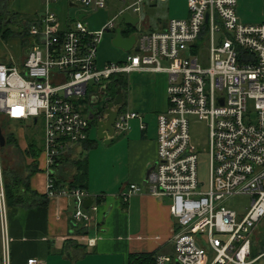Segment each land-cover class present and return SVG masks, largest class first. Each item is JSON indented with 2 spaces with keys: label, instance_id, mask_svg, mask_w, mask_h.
I'll use <instances>...</instances> for the list:
<instances>
[{
  "label": "built area",
  "instance_id": "obj_1",
  "mask_svg": "<svg viewBox=\"0 0 264 264\" xmlns=\"http://www.w3.org/2000/svg\"><path fill=\"white\" fill-rule=\"evenodd\" d=\"M58 1L80 7L83 19L63 25L51 9ZM152 1L120 0L119 13L92 31L87 11L105 10L109 0H46L45 11L29 27L32 40L21 68L0 62V127L2 119L31 128L43 123L46 195L72 198V222L87 227L98 206L85 208L91 198L86 191L56 190L52 168L90 141L89 114L111 97L114 78L166 74L168 108L157 116V160L143 185H130L120 196L127 202L147 191L171 199L178 225L173 255L157 254L155 264H253L264 257V252L253 256L264 223V24L242 23L238 0H188L187 19L171 20L159 32L133 27L136 44L126 59L100 66L98 49L106 33ZM132 120L146 129L139 114L123 110L116 131L129 130ZM197 120L209 132L203 152L190 134ZM203 161L208 182L200 175ZM4 178L0 141V264H11ZM237 196L251 199L244 213L225 205Z\"/></svg>",
  "mask_w": 264,
  "mask_h": 264
},
{
  "label": "crops",
  "instance_id": "obj_2",
  "mask_svg": "<svg viewBox=\"0 0 264 264\" xmlns=\"http://www.w3.org/2000/svg\"><path fill=\"white\" fill-rule=\"evenodd\" d=\"M62 2L69 9L76 7ZM45 3L46 0H12L10 10L21 16L37 19L45 11ZM259 6L262 7L260 14L256 12ZM171 15L173 18H169ZM238 15L244 24L261 23L264 21V0H238ZM188 16V0H154L146 4L140 14L123 19L117 30L129 32L137 27L147 32H159L165 29L164 25L169 21L185 20ZM58 18L64 25L76 17L62 19L58 15ZM122 23L127 26V30L122 28ZM117 30L114 31V38ZM134 33L132 31L123 35L125 39H130L135 37ZM1 40L0 38V42ZM124 53L127 56L128 52ZM5 57L7 56L1 50L0 62L14 66H21L26 58L22 55L19 61H8ZM98 64L104 65L99 60ZM144 74L148 75L138 83L160 85L150 79L157 73ZM160 82L167 95L168 76ZM129 87L131 89V85ZM156 87L160 89V86ZM125 110L139 114L146 129H141L140 120H132L129 130L116 132L110 145H99L97 137L92 138L91 130L90 141L96 142L94 148L88 149L85 144L77 147L74 154L58 161L51 170L63 187L69 188L78 175L77 163L86 161V192L90 195L92 204L98 206L97 212H90L92 222L87 227L83 223L74 224V201L64 196L49 198L47 205L32 209L9 207L7 221L11 264H27L29 259H37L44 264H128L131 255H173L172 243L178 225L170 212L171 199L153 196L147 191L131 196L127 202L120 196L128 186L143 185L146 181L148 171L158 155L157 116L167 109L162 106L155 114L146 116L135 109L129 110L126 107ZM93 126L96 127L92 124V129ZM17 136L19 146L23 148L20 144V140L24 138L23 132ZM38 167L39 171L32 176L31 187L39 194L46 195L48 169L44 153L38 159ZM1 226L0 217V230ZM92 241L94 244L90 245ZM255 245L259 246V240ZM262 259L264 257L258 258L253 264H261L259 262Z\"/></svg>",
  "mask_w": 264,
  "mask_h": 264
},
{
  "label": "rangeland",
  "instance_id": "obj_3",
  "mask_svg": "<svg viewBox=\"0 0 264 264\" xmlns=\"http://www.w3.org/2000/svg\"><path fill=\"white\" fill-rule=\"evenodd\" d=\"M121 6L122 5H121L119 0H110V2L108 4V8L105 10H102L99 12L87 11L88 18L86 19L85 22L89 25V28L92 31H98L101 28H103L104 25H106L110 20H112L119 13ZM51 8L62 19H66L68 16L78 18L79 15L82 13V9L80 7H74L73 9L72 8L69 9L62 1H58V2L53 3ZM261 11H262V7L259 6L257 8L256 12L258 14H260ZM68 12H71L70 15H67ZM169 18H173V15L169 16ZM118 23H120V22L118 21ZM263 24H264V21H262L261 23H258L257 25H263ZM17 28L18 27H15L16 30H17ZM122 28L124 30H127V26L124 23H122ZM114 36H115L114 31L110 34L107 33L104 36L102 43L99 46V49H98L99 59L98 60L101 64L115 63L117 61H121L124 58H126L125 57L126 54L124 53V51H122L121 49L115 48L113 46L112 41L114 39ZM21 48H22L21 42L18 39L17 40H9V41L1 40V42H0V51L2 50L4 52L5 56H7V57H5V59H7L8 61H10V60L19 61L20 57L22 55L27 56L29 51H24V49L21 50ZM16 67L21 68L19 65H16ZM145 75H148V74L134 73L130 76H127L129 83L131 85V89L129 87V89H130V91H129L130 93H128L129 104H128L127 108L129 110L135 109V110L139 111L142 116H146V114L153 115V114H155L154 112H158L162 106H164L165 109H167V103H168L166 90L163 88V86L161 87L162 82H160L162 79H166L167 76H165L163 74H158V75L150 78L151 80H154L157 83H160V85L155 84L156 86H160V89H159L158 87L153 86V84L152 85H150V84L144 85L141 82L138 83ZM163 89H164V91H163ZM90 90H93V86H91ZM153 90H155V91H153ZM105 98H106V96H105ZM104 99H103V101H104ZM6 123H4V125H3L4 129H8V130H10V131H12L18 135H19V133L23 132L24 138L22 140H20V144H21V146H23V148L21 147L22 151L25 152V150L28 148L29 143H28L27 139L29 137L35 136V137H37V139H39L41 141L42 144L44 143V141H43V138H44L43 123H40V125L36 128H31L29 126V124L21 126V125H18V122H15V121H9ZM191 124L192 125L190 126V134H191V138H192L193 143L202 152L205 149L208 150V148H209L208 147L209 132H208L207 124L205 122H201L198 120L191 123ZM92 130H93L92 135H91L92 138L97 137L96 136V127L93 126ZM95 141H97V140H95ZM97 143L99 145H105L103 142H101L99 140ZM5 153H6L7 166L13 165L17 161L16 160L17 158L13 154L14 152L12 151L11 148L7 147L5 149ZM203 154H205V153H203ZM203 157H206V155H203ZM202 160H204V159H202ZM26 163H27V165L31 166L33 163V160L28 158ZM199 168H200L201 179L205 182H208L209 174H208V170H207V163L205 161L201 162ZM225 205L227 208L234 210L238 213H244L246 211V209L250 207L251 199L247 196H237V197L228 199L226 201ZM259 230L261 233H264V223H263V225L260 226ZM259 263L264 264V259H262Z\"/></svg>",
  "mask_w": 264,
  "mask_h": 264
},
{
  "label": "trees",
  "instance_id": "obj_4",
  "mask_svg": "<svg viewBox=\"0 0 264 264\" xmlns=\"http://www.w3.org/2000/svg\"><path fill=\"white\" fill-rule=\"evenodd\" d=\"M12 0H0V38L4 41L20 40L22 49L27 51L30 48L32 38L29 35V27L36 20L33 17H24L10 11ZM15 27H18L17 30ZM134 30L129 32L132 33ZM129 32H123L125 36ZM129 80L127 77L120 76L114 78L113 82L109 85L108 92L112 97H115L119 88L125 91L129 89ZM125 110V109H124ZM11 120L2 119L1 132L6 138V145L2 148L3 162H4V180H5V196L6 207H20L24 209H32L38 206L47 205L49 197L47 195H41L31 187V179L38 171V159L42 156L44 151V143L42 144L37 137H29L28 148L24 151L21 150L17 134L4 129L3 125ZM7 124V123H6ZM18 125H26L24 123H18ZM96 142L88 141L85 143L88 149L94 148ZM11 148L14 152V156L17 158L13 165L7 166L6 161V148ZM28 158L33 160L31 166L27 165ZM19 159V160H18ZM57 165V163H56ZM55 165V166H56ZM54 166V167H55ZM78 175L75 181L70 184V189H80L86 191L87 189V166L86 161H79L77 163ZM21 169V170H20ZM54 177V176H53ZM56 183V190L63 189V185L56 177H54ZM259 246L254 245L253 256H257L264 252V233L260 232ZM157 254H136L131 255L128 264H155Z\"/></svg>",
  "mask_w": 264,
  "mask_h": 264
},
{
  "label": "water",
  "instance_id": "obj_5",
  "mask_svg": "<svg viewBox=\"0 0 264 264\" xmlns=\"http://www.w3.org/2000/svg\"><path fill=\"white\" fill-rule=\"evenodd\" d=\"M129 18V15H124L120 18L119 22L123 19ZM83 19V16L80 17ZM137 21V20H135ZM167 25H164L166 28ZM136 44V37L130 39H125L121 29H118L116 32V37L113 40V46L115 48L121 49L125 52H130ZM139 49H137L138 51ZM128 106V92L119 88L116 92L115 97H106L104 99V107L102 114L94 113L93 111L89 114V120L92 124L96 125L97 128V139L103 142L105 145H110L111 140L116 135L115 124L120 113L126 109ZM0 141L2 148L6 145V138L3 133H0ZM152 169L150 168L148 173ZM92 204V199H88L84 206L88 209Z\"/></svg>",
  "mask_w": 264,
  "mask_h": 264
},
{
  "label": "flooded vegetation",
  "instance_id": "obj_6",
  "mask_svg": "<svg viewBox=\"0 0 264 264\" xmlns=\"http://www.w3.org/2000/svg\"><path fill=\"white\" fill-rule=\"evenodd\" d=\"M111 96V95H110ZM112 97V96H111ZM103 107H104V103H99L98 105H97V108H99V110H97L98 112V114L99 115H101L102 114V109H103Z\"/></svg>",
  "mask_w": 264,
  "mask_h": 264
}]
</instances>
